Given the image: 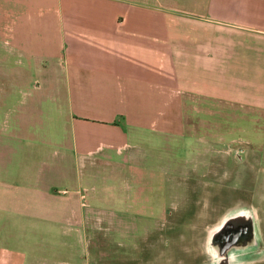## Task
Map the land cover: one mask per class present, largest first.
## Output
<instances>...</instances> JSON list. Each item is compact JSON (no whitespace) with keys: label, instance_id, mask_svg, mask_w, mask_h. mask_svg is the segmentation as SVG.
I'll use <instances>...</instances> for the list:
<instances>
[{"label":"rangeland","instance_id":"374dc122","mask_svg":"<svg viewBox=\"0 0 264 264\" xmlns=\"http://www.w3.org/2000/svg\"><path fill=\"white\" fill-rule=\"evenodd\" d=\"M123 1L139 4V13L128 15L130 21L161 24L160 34L152 31L160 35L163 57L172 58L167 43L175 45L180 83L194 82L200 74L182 67L200 65L196 58L207 55L205 89L179 93L177 108L162 110L163 130L135 133L127 109L108 110L118 113L112 124L131 140L130 161L116 154L85 159L71 146L72 94L66 75L54 70L45 77L47 84L34 76L31 62L15 61L14 51L0 45V179L8 184L1 188L0 219L17 225L13 235L26 258L28 246L41 243L36 250H46L44 256L55 264H214L209 235L232 210L252 208L259 244L243 264H264V30L249 21L251 4L209 0L207 11L191 12L185 2L192 0ZM186 22L203 26L189 29ZM164 23L177 28H161ZM153 44L159 45L155 39ZM222 62L225 69L217 75ZM151 69L146 65V71ZM141 80L136 84L112 73L87 83L93 82L94 100L105 96L114 106L137 89L134 95L143 106L145 94L153 92L149 88L157 86ZM147 108L145 124L154 114L159 117L156 106ZM90 134L93 142L101 138L92 129ZM64 148L65 155H58ZM56 162L64 166L62 172ZM45 180L50 194L41 202L31 187L39 183L44 188ZM78 180L80 225L50 223L55 213L59 221L60 196H67ZM45 205L53 211L45 221L20 220L22 213ZM21 230L31 235L30 242ZM23 256L20 264L26 262Z\"/></svg>","mask_w":264,"mask_h":264},{"label":"crops","instance_id":"0c3cea01","mask_svg":"<svg viewBox=\"0 0 264 264\" xmlns=\"http://www.w3.org/2000/svg\"><path fill=\"white\" fill-rule=\"evenodd\" d=\"M248 1L251 4L248 10L249 21L253 27L264 30V0ZM127 2L123 0H115V3L112 0H0V45L6 44L14 51L15 61L31 62L34 66V76L40 77L42 81L44 79L47 84L50 83V79L47 80L45 77L53 75L54 70L58 71V75L59 73L66 75L67 91L72 94L69 97V108L73 111L70 121L73 131L71 146L74 153L81 158L87 159L92 155L90 158L92 160L95 154H99L101 159L109 156L114 158L116 154L122 161H130L131 140L124 136L122 138V128L112 124L115 114L118 113L110 115L108 110L113 111L117 107L127 109L132 126L136 129L135 133L137 129L144 128L163 130L162 127L167 122L162 117V110L176 109L179 93L188 90L195 92L194 88L199 90L204 87L205 89L204 82H207V75L204 72L208 68L204 62L207 55L196 58L195 62L199 61L200 65L182 67L186 68L187 72L195 69L200 74L196 76L194 82L185 79L184 84L180 83L176 73L178 68L176 57L174 59L175 45L167 43L169 52H173L172 58L169 55L163 57L160 53L162 52L160 35L156 37L152 31L156 28V33L160 34L159 25L161 24L143 20L130 21L128 15L139 13L140 10L139 4ZM208 3L209 0H192L185 2V6L186 10L189 9L188 11L191 12L195 8L196 12H205ZM244 3H246L245 0H239V4ZM120 16H123V21H117ZM162 25L161 28H177L171 23ZM185 25L189 29L198 27H193L198 24L189 22ZM154 39L158 41V46H152ZM220 40L224 41V38ZM195 43H198V39L193 44ZM72 61L78 62L72 66ZM165 64H168V72L164 69ZM146 65L151 66L152 69L146 71ZM220 68L225 69L224 62L220 66L217 65V75ZM18 69H24V67L18 66ZM112 73H117L124 79L129 78L136 84L141 83L143 79L149 85L157 87L149 88L153 92L145 94L146 105L143 106L138 105L140 100L134 95L137 89L123 94L120 100L121 105L118 106H114L111 101H106L105 96L102 99L99 98V101L94 100L92 96L94 85L93 82L92 86L91 83H87L88 78L93 80L98 74L108 78ZM236 76L239 75L236 74ZM261 88L264 89V86ZM150 105L158 108L159 117L154 114L145 124L143 120L146 119L145 116H148V112L144 109H148ZM77 125L80 126V135H78ZM91 129L95 135L99 134L98 137L105 139L102 141L99 138L93 142L90 138ZM65 152V148L57 151L58 155H65ZM58 163L55 167H59L58 171L62 172L61 169L63 170L64 166ZM62 177L64 178V175ZM45 181L47 183L42 184L44 188H41L39 183L34 188L31 187L41 202L44 199L47 200L50 194L49 181ZM1 188H8V184L0 179V204ZM80 188L81 181L78 180L77 185L67 189V196H60L64 200L59 206L62 216L58 221L57 213L54 212L56 214L52 218L54 222L50 223L60 225V221L66 220L80 225ZM33 211L22 213L20 220L45 221L44 217L53 212L48 205L40 207L39 211L33 208ZM7 221V218L0 219V264H20V255L25 254L22 253L24 249L22 251L17 249L19 242L15 239L17 236L13 235L17 225H10ZM34 228L33 225L30 226V229ZM21 231L23 239L29 240L31 235H28L27 231ZM40 245L42 244L34 243L31 248L28 246L27 258L23 256L26 258L24 264H50L51 262L55 264L50 256H44L45 249L44 252L36 250Z\"/></svg>","mask_w":264,"mask_h":264},{"label":"water","instance_id":"95a60500","mask_svg":"<svg viewBox=\"0 0 264 264\" xmlns=\"http://www.w3.org/2000/svg\"><path fill=\"white\" fill-rule=\"evenodd\" d=\"M231 212L214 229L208 241L214 264H243L245 255L255 252L259 244L258 224L253 209L244 207Z\"/></svg>","mask_w":264,"mask_h":264},{"label":"flooded vegetation","instance_id":"af4514ba","mask_svg":"<svg viewBox=\"0 0 264 264\" xmlns=\"http://www.w3.org/2000/svg\"><path fill=\"white\" fill-rule=\"evenodd\" d=\"M258 231V230H257ZM210 240V235H209V239H208V241ZM251 253H253V252H250V253H247L246 255H248L249 254V256L251 255ZM246 255H245V259L247 258L246 257ZM212 257H213V259H214V256L212 255ZM238 264H240V263H238Z\"/></svg>","mask_w":264,"mask_h":264},{"label":"bare ground","instance_id":"6f19581e","mask_svg":"<svg viewBox=\"0 0 264 264\" xmlns=\"http://www.w3.org/2000/svg\"><path fill=\"white\" fill-rule=\"evenodd\" d=\"M258 230V229H257Z\"/></svg>","mask_w":264,"mask_h":264}]
</instances>
